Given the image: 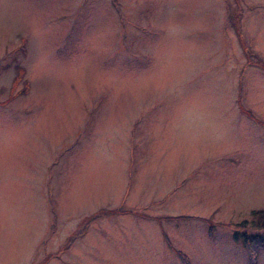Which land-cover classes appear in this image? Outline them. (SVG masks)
I'll return each mask as SVG.
<instances>
[{"label": "rangeland", "instance_id": "1", "mask_svg": "<svg viewBox=\"0 0 264 264\" xmlns=\"http://www.w3.org/2000/svg\"><path fill=\"white\" fill-rule=\"evenodd\" d=\"M263 220L264 0H0V264H264Z\"/></svg>", "mask_w": 264, "mask_h": 264}, {"label": "trees", "instance_id": "2", "mask_svg": "<svg viewBox=\"0 0 264 264\" xmlns=\"http://www.w3.org/2000/svg\"><path fill=\"white\" fill-rule=\"evenodd\" d=\"M262 224H264V220L262 221ZM262 242V241H261Z\"/></svg>", "mask_w": 264, "mask_h": 264}]
</instances>
